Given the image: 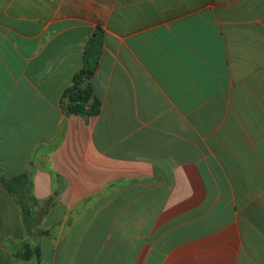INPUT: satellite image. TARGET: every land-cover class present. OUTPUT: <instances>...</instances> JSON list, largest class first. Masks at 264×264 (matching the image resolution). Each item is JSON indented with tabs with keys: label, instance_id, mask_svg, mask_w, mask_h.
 <instances>
[{
	"label": "crops",
	"instance_id": "0c3cea01",
	"mask_svg": "<svg viewBox=\"0 0 264 264\" xmlns=\"http://www.w3.org/2000/svg\"><path fill=\"white\" fill-rule=\"evenodd\" d=\"M0 264H264V0H0Z\"/></svg>",
	"mask_w": 264,
	"mask_h": 264
},
{
	"label": "trees",
	"instance_id": "16d2710c",
	"mask_svg": "<svg viewBox=\"0 0 264 264\" xmlns=\"http://www.w3.org/2000/svg\"><path fill=\"white\" fill-rule=\"evenodd\" d=\"M93 48H96L94 43L88 44L84 66L74 75L72 85L65 90L62 96V107L69 113L89 116L99 112L100 103L94 98L90 83V78L99 59L98 56L90 55ZM92 99H94L93 103L89 105Z\"/></svg>",
	"mask_w": 264,
	"mask_h": 264
}]
</instances>
